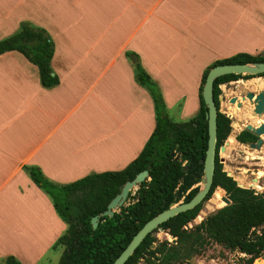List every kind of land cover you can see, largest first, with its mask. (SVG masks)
I'll list each match as a JSON object with an SVG mask.
<instances>
[{
    "label": "crops",
    "instance_id": "crops-1",
    "mask_svg": "<svg viewBox=\"0 0 264 264\" xmlns=\"http://www.w3.org/2000/svg\"><path fill=\"white\" fill-rule=\"evenodd\" d=\"M20 21L48 33L58 77L44 88L24 56L0 54V258L20 264H36L65 228L22 165L68 183L123 168L151 134L131 55L184 119L205 66L264 51V0H0V38Z\"/></svg>",
    "mask_w": 264,
    "mask_h": 264
},
{
    "label": "trees",
    "instance_id": "trees-1",
    "mask_svg": "<svg viewBox=\"0 0 264 264\" xmlns=\"http://www.w3.org/2000/svg\"><path fill=\"white\" fill-rule=\"evenodd\" d=\"M16 51L35 66L40 86L51 88L58 84V77L50 67L53 43L48 33L28 21H20L15 31L0 38V54ZM129 54V53H127ZM264 61V53L236 52L228 57L216 59L205 66L198 86V107L191 116L175 120L167 113L166 105L156 82L147 74L139 62L132 63L134 81L150 96L154 109V128L140 152L119 170L91 172L68 183H54L46 178L34 165H22L29 179L48 196L54 212L65 228L54 240L52 249L60 248L56 264H110L124 248L132 235L150 217L167 208L171 202L187 201L197 191L196 184L202 175V163L206 148L205 107L200 95L207 70L215 64L246 63ZM251 75L225 74L212 83V97L216 108L218 85L238 77ZM229 132V120L220 112L216 115V142L220 144ZM173 152V155L170 152ZM177 155L174 159L173 156ZM182 165L187 168L182 170ZM147 170L146 178L137 184L111 217L101 216L109 200L119 192L126 180L136 173ZM233 181L215 168L209 192L216 185L227 190ZM233 192L232 202L217 209L189 230L182 225L197 214L200 203L160 223L175 243L162 241L150 249L154 237L152 230L146 234L123 264H134L141 251L159 253L157 262L149 264H182L185 258L199 253L213 240L223 247L239 248L249 254L247 263L260 256L264 249V198L240 197ZM214 198L220 201L221 190L215 189ZM221 205V203H218ZM98 217L92 228L90 218ZM261 225V233L250 231ZM253 238V239H250ZM264 260L256 258L253 264ZM4 264H20L12 255L2 257Z\"/></svg>",
    "mask_w": 264,
    "mask_h": 264
},
{
    "label": "flooded vegetation",
    "instance_id": "flooded-vegetation-1",
    "mask_svg": "<svg viewBox=\"0 0 264 264\" xmlns=\"http://www.w3.org/2000/svg\"><path fill=\"white\" fill-rule=\"evenodd\" d=\"M254 79H259L260 81L262 80V82L264 83V72L248 77H238L236 79H231L218 85L219 93L217 94V111L223 114L229 120V132L220 144L217 145V142H215L213 171L215 168H218L219 172H223L224 175L229 177L234 184L233 186H231L230 190H227L220 185H216L209 192V187L205 196L199 202L200 208L198 212L202 215V217L194 225H189V222H191L194 218L183 224L182 228L185 230L193 228L195 225L199 224L208 215L215 212L217 209L229 205L232 202L231 194L233 192H236L235 194L240 197L248 196L255 197L257 199L264 198V102L259 113H255L254 111H252L251 106V101L254 99V97H256V95H258L259 93H262V95H264V86H261L259 84H256L257 88L250 86L252 85L251 81ZM226 84L230 85L231 87V89L229 90V96L224 98L227 100L228 105H226V103L224 102V108L221 109L220 86H225ZM248 94H250V97H248ZM230 104L233 106H230ZM196 186L197 188H199L198 183L196 184ZM216 188H219L221 190V198L219 201L221 205H219V202L216 201V209L211 212L201 211L202 204L206 200H209L212 194L214 196ZM223 198L227 199L228 203H225L223 201ZM156 230H159V228H157ZM160 231L164 230L162 229ZM250 231H253L255 234L259 235L261 233V225L251 227ZM154 232H152V236L155 240L150 246L151 250H153L156 244H159L162 241H166L167 245L169 243H175L174 236V241L170 240L171 242H168L165 239L157 240ZM164 232L167 233L166 231ZM209 242L219 244L213 240H208L204 248L199 253L192 254L190 257L185 258L182 261V264H187L185 262H188V264H193L194 260L192 259L191 261V258H197V256H199L205 250ZM219 245L222 246L221 244ZM223 248L227 250V252L236 251L238 253H236L238 257L247 256V258L245 259V262L247 263V259L250 256L249 254L242 252L239 248H235L233 250H229L225 247ZM151 250L148 249L145 251H141L138 257L135 259L136 261L134 264H149L148 259L153 262H157L159 253L155 251L154 255H150L152 253ZM262 252L263 253L260 256L263 257L264 249L262 250ZM260 256H258V258H260ZM215 260L218 261V257H215ZM252 261L247 264H251Z\"/></svg>",
    "mask_w": 264,
    "mask_h": 264
},
{
    "label": "water",
    "instance_id": "water-1",
    "mask_svg": "<svg viewBox=\"0 0 264 264\" xmlns=\"http://www.w3.org/2000/svg\"><path fill=\"white\" fill-rule=\"evenodd\" d=\"M130 58L133 63L137 61V58L134 55H131ZM263 72L264 61L215 64L207 70L200 90L203 106L205 107L204 118L206 120L207 139L204 156L203 158H200L198 160L199 163H202V175L198 182L199 188L187 201H178L176 203L171 202L167 208L162 209L157 214L146 220L141 225V227L132 235L124 248L119 252V254L113 259L110 264H123L146 234L150 233L154 228H156L160 223L167 220L168 218L180 212L193 208L202 200L207 190L209 189L214 166L217 115V108L212 97L213 80L216 77L225 74L256 75ZM248 97H250V94H248ZM263 102L264 95H262V93L256 95V97H254V99L251 101L252 111H254L255 113H259V111L262 109ZM170 154L173 155V152L171 151ZM173 158L176 159L177 155L175 154ZM181 168L182 170H185L187 166L182 165ZM146 176L147 170H141L140 172L136 173L132 179L126 180L121 186L119 192H117L106 204L105 209L100 213V215L111 217L113 212L117 211L118 208L126 202L128 193L135 189L137 187V184L143 181ZM223 201L225 203H228V200L225 198H223ZM97 220L98 217L96 215L90 218L92 228L96 226ZM159 230H162V228H159ZM170 238L171 241H174L173 236H170Z\"/></svg>",
    "mask_w": 264,
    "mask_h": 264
},
{
    "label": "rangeland",
    "instance_id": "rangeland-1",
    "mask_svg": "<svg viewBox=\"0 0 264 264\" xmlns=\"http://www.w3.org/2000/svg\"><path fill=\"white\" fill-rule=\"evenodd\" d=\"M1 37L3 38L5 36H1ZM261 53H264V51H262ZM251 82H252V85H250V86H252L254 88H257L256 84L264 86V83L262 82V80L260 81L259 79H254ZM230 89H231V87L228 84H226L225 86L224 85L220 86V96H221L220 108L221 109L224 108L223 107L224 102L226 103V105H228L227 100L224 98L229 96V90ZM230 106H233V105L230 104ZM179 108H180L179 102L172 107H166L168 115L170 117L174 118L175 120L183 119L179 115V110H178ZM59 184H61V183H59ZM216 208H217L216 200L212 194L210 199L206 200L202 204L201 211L211 212ZM198 216H199V218H198ZM201 217H202V215L198 212L196 214V216L194 217V219L191 222H189V225L191 226V225L196 224L200 220ZM154 235L156 236L157 240L165 239L168 242H171L170 241L171 240L170 235L165 233L164 231L156 230L154 232ZM225 252H227V250H225L219 244H216L214 242H209L207 244L205 250L199 256H197V258H194V257L191 258V261H192V259L194 260L193 264H247L245 262V259L247 258V256L238 257L236 255V253H237L236 251L227 252V253H225ZM60 253L61 252H60L59 248L52 249V250L46 252L44 254V256H42V258L36 264H56L58 259H59ZM215 257H218V261L215 260ZM260 257H262V256H260ZM256 258H258V257H256ZM256 258H254L253 261ZM210 259H213V260H210ZM253 261L251 264H253ZM185 263L188 264V262H185ZM0 264H4V262L2 261V257L0 258ZM258 264H264V260L260 261Z\"/></svg>",
    "mask_w": 264,
    "mask_h": 264
}]
</instances>
